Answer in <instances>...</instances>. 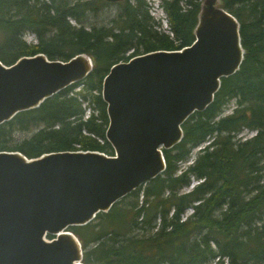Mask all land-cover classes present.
<instances>
[{"label":"trees","instance_id":"obj_1","mask_svg":"<svg viewBox=\"0 0 264 264\" xmlns=\"http://www.w3.org/2000/svg\"><path fill=\"white\" fill-rule=\"evenodd\" d=\"M202 1L161 0L166 31L145 0H0L3 64L40 53L61 61L84 53L92 61L86 79L2 124L0 151L27 158L60 151L113 155L101 97L109 69L143 53L190 46ZM220 2L240 25L242 65L222 79L213 102L183 124L182 141L162 150L166 169L160 176L92 222L69 229L81 244L83 264H264V0ZM109 5L120 13L107 25L84 26L88 15ZM26 33L35 44L23 39ZM231 101L234 109L222 116ZM245 129L254 136L237 138ZM30 131L14 143L16 133ZM192 178L197 184L181 192Z\"/></svg>","mask_w":264,"mask_h":264},{"label":"water","instance_id":"obj_2","mask_svg":"<svg viewBox=\"0 0 264 264\" xmlns=\"http://www.w3.org/2000/svg\"><path fill=\"white\" fill-rule=\"evenodd\" d=\"M220 4L200 3L190 46L143 53L109 69L101 97L113 155L60 151L27 158L0 151V264H83L69 229L107 213L165 171L162 150L182 141L183 124L213 102L222 79L244 60L240 25ZM91 71L84 53L67 61L41 53L11 65L0 61V126Z\"/></svg>","mask_w":264,"mask_h":264},{"label":"rangeland","instance_id":"obj_3","mask_svg":"<svg viewBox=\"0 0 264 264\" xmlns=\"http://www.w3.org/2000/svg\"><path fill=\"white\" fill-rule=\"evenodd\" d=\"M145 1L150 8L149 9L150 16L153 17L156 21H159L162 25V29L167 31L168 25H167V22L165 20V14L159 8L161 0H145ZM118 13H120V7L119 6H117V5L105 6L102 10H100V12L96 16L88 15L84 21V26L88 28V27H93V26L107 25L109 23V21L112 18H114ZM70 23L74 26H78L77 23L72 21V20H70ZM24 39L28 43H33V44L36 43V39L31 33H26L24 36ZM234 107H235L234 102L233 101L229 102V104L224 108V110L222 112V116H226V115L230 114L232 112V110L234 109ZM87 116H88V112H86V117ZM33 132L34 131L24 132V133H16L14 135V138H13L14 143L20 142L23 139L30 137ZM254 133L255 132H252V131L245 129L242 132H240V134L237 136V138H240L241 140H245V139H248V138L254 136ZM207 144H208V141L203 143L201 146L192 149L188 159L184 163L180 164L181 168H185V167L189 166L190 164H192L193 161L195 160V158L199 155L200 149H202ZM196 184H197V182L192 178L190 187L183 189L181 192H187V191L191 190L192 187ZM191 212L192 211L190 209H188L186 214L184 215V218L187 215H189ZM209 264H215V263L211 262Z\"/></svg>","mask_w":264,"mask_h":264},{"label":"bare ground","instance_id":"obj_4","mask_svg":"<svg viewBox=\"0 0 264 264\" xmlns=\"http://www.w3.org/2000/svg\"><path fill=\"white\" fill-rule=\"evenodd\" d=\"M23 39H24V37H23Z\"/></svg>","mask_w":264,"mask_h":264}]
</instances>
